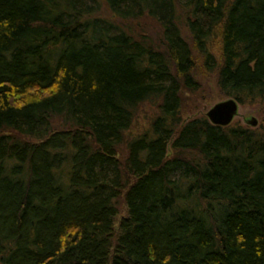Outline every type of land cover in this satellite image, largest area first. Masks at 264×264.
<instances>
[{"label": "trees", "instance_id": "obj_1", "mask_svg": "<svg viewBox=\"0 0 264 264\" xmlns=\"http://www.w3.org/2000/svg\"><path fill=\"white\" fill-rule=\"evenodd\" d=\"M100 3L156 20L163 50ZM193 49L222 94L264 100V0H0V264H264V129L181 118Z\"/></svg>", "mask_w": 264, "mask_h": 264}, {"label": "rangeland", "instance_id": "obj_2", "mask_svg": "<svg viewBox=\"0 0 264 264\" xmlns=\"http://www.w3.org/2000/svg\"><path fill=\"white\" fill-rule=\"evenodd\" d=\"M185 12L177 9V24L180 28L182 37L188 42L189 46L192 47L191 36L188 28L185 24ZM93 16L101 17L112 21L120 27H124L125 30L134 38L142 39L148 45H151L154 49L163 50V35L162 28L156 22V20L147 16L138 18L122 19V18H111V13L107 10L103 3H100L99 11L93 14ZM193 48V47H192ZM214 52L216 48L213 47ZM193 56L195 59V65L192 70V75L196 81L195 87L192 90L181 87L179 90L180 96V115L183 120H188L195 116H206V111L216 102L228 98L220 92L216 84V72H205L201 68V59L198 61L197 52L193 49ZM199 84V87H198ZM157 108L155 103L146 102L140 105L136 110L131 125L126 132L124 142L118 148V156L120 160L125 159L126 143L144 132L151 121L156 115ZM256 119V125L251 126L249 119ZM231 124L240 125L243 127H262L264 129V100L258 101L254 104H240L238 112L233 118ZM60 124L57 121L54 127H58ZM189 157L191 156L188 154ZM119 207V215L116 220L125 215V206L121 199L117 201ZM117 226V224H116Z\"/></svg>", "mask_w": 264, "mask_h": 264}, {"label": "water", "instance_id": "obj_3", "mask_svg": "<svg viewBox=\"0 0 264 264\" xmlns=\"http://www.w3.org/2000/svg\"><path fill=\"white\" fill-rule=\"evenodd\" d=\"M239 103L231 97L214 103L205 113L211 124L226 126L229 125L238 112ZM251 126L256 125V119H249Z\"/></svg>", "mask_w": 264, "mask_h": 264}]
</instances>
